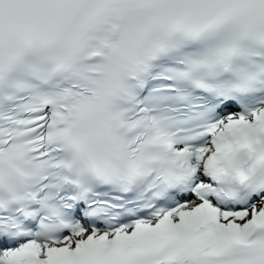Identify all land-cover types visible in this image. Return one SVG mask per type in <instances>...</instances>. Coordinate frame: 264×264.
Here are the masks:
<instances>
[{
    "label": "snow or ice",
    "instance_id": "snow-or-ice-1",
    "mask_svg": "<svg viewBox=\"0 0 264 264\" xmlns=\"http://www.w3.org/2000/svg\"><path fill=\"white\" fill-rule=\"evenodd\" d=\"M0 264H264V0H0Z\"/></svg>",
    "mask_w": 264,
    "mask_h": 264
}]
</instances>
